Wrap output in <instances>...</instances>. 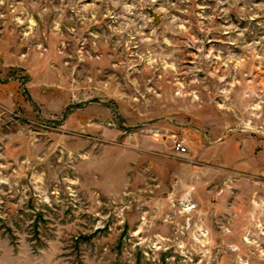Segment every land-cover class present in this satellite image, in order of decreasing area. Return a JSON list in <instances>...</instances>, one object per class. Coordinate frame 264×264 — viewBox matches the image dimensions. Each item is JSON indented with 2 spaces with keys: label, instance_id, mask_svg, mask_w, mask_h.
Here are the masks:
<instances>
[{
  "label": "rangeland",
  "instance_id": "1",
  "mask_svg": "<svg viewBox=\"0 0 264 264\" xmlns=\"http://www.w3.org/2000/svg\"><path fill=\"white\" fill-rule=\"evenodd\" d=\"M0 264H264V0H0Z\"/></svg>",
  "mask_w": 264,
  "mask_h": 264
},
{
  "label": "built area",
  "instance_id": "2",
  "mask_svg": "<svg viewBox=\"0 0 264 264\" xmlns=\"http://www.w3.org/2000/svg\"><path fill=\"white\" fill-rule=\"evenodd\" d=\"M173 142H174L173 146L176 149V151H178L179 153L187 152V146H186V143H185V141L183 139L176 138V139H174Z\"/></svg>",
  "mask_w": 264,
  "mask_h": 264
},
{
  "label": "water",
  "instance_id": "3",
  "mask_svg": "<svg viewBox=\"0 0 264 264\" xmlns=\"http://www.w3.org/2000/svg\"><path fill=\"white\" fill-rule=\"evenodd\" d=\"M154 16H155L156 21H158L160 18V15H158L157 13H154Z\"/></svg>",
  "mask_w": 264,
  "mask_h": 264
},
{
  "label": "bare ground",
  "instance_id": "4",
  "mask_svg": "<svg viewBox=\"0 0 264 264\" xmlns=\"http://www.w3.org/2000/svg\"><path fill=\"white\" fill-rule=\"evenodd\" d=\"M191 208V207H188V209Z\"/></svg>",
  "mask_w": 264,
  "mask_h": 264
}]
</instances>
